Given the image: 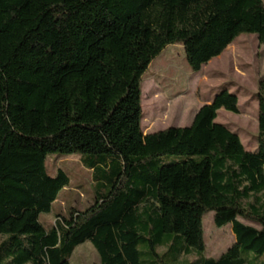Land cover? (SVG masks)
Returning a JSON list of instances; mask_svg holds the SVG:
<instances>
[{
	"label": "trees",
	"instance_id": "16d2710c",
	"mask_svg": "<svg viewBox=\"0 0 264 264\" xmlns=\"http://www.w3.org/2000/svg\"><path fill=\"white\" fill-rule=\"evenodd\" d=\"M241 34L264 44L262 0H0V264H70L85 241L98 264H264V78L254 151L215 121L239 112L227 89L188 126L141 127L155 57L180 44L196 72ZM54 153L78 154L98 188L45 227L69 183L47 172ZM169 154L181 158L160 165ZM208 211L235 236L217 258L203 255Z\"/></svg>",
	"mask_w": 264,
	"mask_h": 264
},
{
	"label": "rangeland",
	"instance_id": "374dc122",
	"mask_svg": "<svg viewBox=\"0 0 264 264\" xmlns=\"http://www.w3.org/2000/svg\"><path fill=\"white\" fill-rule=\"evenodd\" d=\"M264 3V0H262ZM264 78V44L257 41L255 34H241L232 41L217 57L203 65L199 71H192L185 60L180 44L168 45L149 64L142 75L141 106L143 132H152L168 126H186L194 112L222 89L236 94L238 113L221 108L216 122L224 124L235 132L245 149L254 151L257 147V98L258 82ZM180 155H164L159 158L160 165L179 161ZM46 169L50 175L58 170L65 171L69 183L58 194L49 214L42 213L40 222L49 227L53 225L56 214L68 216L71 209L85 210L94 203V185L89 169L81 164L78 154H49ZM103 180V174H99ZM104 192L108 188H101ZM213 211L202 216L205 241L204 257L217 258L234 242L231 223L217 227L213 222ZM245 224L259 226L241 217ZM3 235L0 234V241ZM160 251L163 248H159ZM194 253L183 255L185 260H193ZM255 254L248 253L250 260ZM257 262L264 263V253ZM99 256L93 245L85 241L78 245L70 258V264H98Z\"/></svg>",
	"mask_w": 264,
	"mask_h": 264
},
{
	"label": "crops",
	"instance_id": "0c3cea01",
	"mask_svg": "<svg viewBox=\"0 0 264 264\" xmlns=\"http://www.w3.org/2000/svg\"><path fill=\"white\" fill-rule=\"evenodd\" d=\"M212 60V59H211ZM200 108V107H199ZM198 108V109H199ZM197 109V110H198ZM197 110L194 112V114L192 115V117H191V119H190V121L188 122V125H190L191 124V122H192V120H193V118H194V116H195V113L197 112ZM215 121H216V119H215ZM188 125H186V126H188ZM172 126V125H171ZM171 126H168V127H171ZM174 127H183V126H174ZM167 128V127H166ZM163 129H165V128H163ZM159 130H162V129H159ZM156 131H158V130H156ZM152 132H155V131H152ZM144 134H146V133H151L150 131L149 132H143Z\"/></svg>",
	"mask_w": 264,
	"mask_h": 264
}]
</instances>
